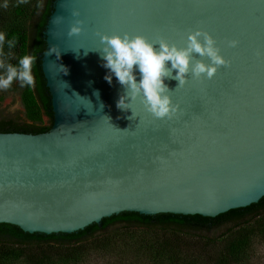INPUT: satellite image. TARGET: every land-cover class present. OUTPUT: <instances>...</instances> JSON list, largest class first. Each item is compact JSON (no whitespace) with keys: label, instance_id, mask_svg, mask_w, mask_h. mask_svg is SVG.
Wrapping results in <instances>:
<instances>
[{"label":"water","instance_id":"obj_1","mask_svg":"<svg viewBox=\"0 0 264 264\" xmlns=\"http://www.w3.org/2000/svg\"><path fill=\"white\" fill-rule=\"evenodd\" d=\"M77 19L85 30L69 37ZM197 28L230 63L180 87L167 79L180 106L171 119L152 117L140 101L129 119L132 110L117 107L123 86L105 80L98 52L85 54L102 47L97 33L183 47ZM44 34L53 124L0 132V223L73 233L124 211L214 217L264 196V0H55Z\"/></svg>","mask_w":264,"mask_h":264},{"label":"trees","instance_id":"obj_2","mask_svg":"<svg viewBox=\"0 0 264 264\" xmlns=\"http://www.w3.org/2000/svg\"><path fill=\"white\" fill-rule=\"evenodd\" d=\"M3 2L0 0V30L18 40L16 58L37 56L35 83L24 100L28 107L43 109L51 124H29L0 108V132L48 131L54 115L42 54L55 0L23 4L7 0V8L2 7ZM221 227H225L222 233L206 234ZM258 237L264 240V196L214 217L124 211L73 233H28L19 226L0 223V264H251L252 244Z\"/></svg>","mask_w":264,"mask_h":264},{"label":"clouds","instance_id":"obj_3","mask_svg":"<svg viewBox=\"0 0 264 264\" xmlns=\"http://www.w3.org/2000/svg\"><path fill=\"white\" fill-rule=\"evenodd\" d=\"M27 0H18V3H26ZM8 2L4 0L2 7L7 8ZM73 16L78 17L79 12L74 10ZM84 22L75 20L68 30V36L79 35L84 32ZM102 45L99 49H85L96 51L100 54L103 67L108 69L105 80L112 83L113 77L123 86L124 91L117 101V107L127 111L132 110V116L136 117L133 105L136 101L142 103L146 112L156 119H171L180 106L173 101L172 90L165 83L167 79L177 80L178 86L188 82V78L207 77L211 79L221 66L230 63L222 53L216 37L204 29L197 28L188 33L185 46L170 42L168 39L149 38L142 33H97ZM238 40L228 42L230 47H236ZM18 40L9 36L6 31L0 30V90H7L14 82L21 87H31L35 83L33 67L37 56L24 54L16 58L14 49ZM7 49V50H5ZM79 49V50H80ZM79 50H75L79 52ZM55 53L57 58L62 55L56 47H52L48 55ZM194 53L208 59H197ZM16 59V63L12 60ZM170 62V66H169ZM65 74L68 68L61 64ZM175 72V74H173ZM139 76V79H137ZM95 95L99 97L97 90ZM101 109L103 104L100 105ZM126 130V129H124Z\"/></svg>","mask_w":264,"mask_h":264},{"label":"rangeland","instance_id":"obj_4","mask_svg":"<svg viewBox=\"0 0 264 264\" xmlns=\"http://www.w3.org/2000/svg\"><path fill=\"white\" fill-rule=\"evenodd\" d=\"M45 1V0H44ZM30 87H21L18 82H14L12 87L7 90H0V108L3 113L20 118L29 124L35 125H50L48 116L44 113L43 109L38 106L28 107L24 100L25 93ZM225 227L214 228L206 231V234L213 235L222 233ZM252 263L251 264H264V240L256 238L252 244Z\"/></svg>","mask_w":264,"mask_h":264}]
</instances>
